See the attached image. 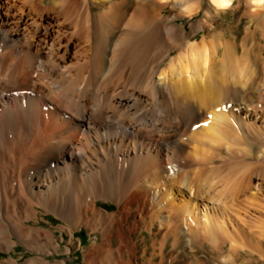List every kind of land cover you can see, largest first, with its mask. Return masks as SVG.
<instances>
[{"label": "bare ground", "instance_id": "1", "mask_svg": "<svg viewBox=\"0 0 264 264\" xmlns=\"http://www.w3.org/2000/svg\"><path fill=\"white\" fill-rule=\"evenodd\" d=\"M204 1L0 0V252L23 245L39 255L2 264H68L48 260L62 247L54 232L37 226L40 214L101 232L104 241L122 234L134 211L152 223L162 217L165 239L176 246L187 235L181 221L214 248L225 223L244 229L239 216L254 207L251 185L257 171L264 180V151L250 155L256 163L236 167L237 176L223 175L222 197L201 182L217 162L214 144L230 154L234 141L249 135L248 123L260 122L264 110L254 97L264 80L244 79L252 74L214 19L241 1L251 18H264V0H209L204 19L188 32L177 21ZM169 6L174 13L165 16ZM165 187L170 193H161ZM174 191L188 197L178 207ZM193 237L197 246L201 239ZM108 248L101 257L112 254Z\"/></svg>", "mask_w": 264, "mask_h": 264}, {"label": "rangeland", "instance_id": "2", "mask_svg": "<svg viewBox=\"0 0 264 264\" xmlns=\"http://www.w3.org/2000/svg\"><path fill=\"white\" fill-rule=\"evenodd\" d=\"M193 3L196 2L193 1ZM208 3L209 0H205L202 5H200V8L198 3L197 5L193 4L194 7L199 9H195L194 13L192 12L191 14H189L190 12L184 13V16L179 19L177 23L179 25L184 24L187 27V31L190 32L191 25L193 23L204 19L208 8ZM261 9L258 10V12L262 11ZM102 11L107 12V9H101L98 11V13H102ZM172 13L174 12H172L171 6H169L165 9L164 15L171 16ZM221 16L222 17L220 18L214 19V28L217 29L218 33L222 32L227 38L230 37L234 42H236L238 59L246 65V67L243 66L244 70H248V72L250 71L252 74L250 75L246 71L243 76L244 79L251 81V77H255L260 80H264V18L253 19L247 15L244 1H241L239 4L237 3V5L233 7L232 10H230L228 13L222 14ZM121 26V28H124L126 26V22L124 25L123 22H121ZM258 28H260V30H258ZM201 37V34H199L198 36L194 37L193 40L195 41V39H201ZM114 41L115 38L113 39V42ZM262 91L258 94H255L254 100L257 103L259 102V105L256 104V106L264 110V91ZM239 104L243 108H246L244 105L245 103ZM236 107V104H228V109L231 108V111L234 112L236 116H239V118L242 120H246L245 114L243 113L241 115L239 112H237ZM263 114L261 113L260 115V122L264 120L262 117ZM260 122L256 121L254 118L251 123H248L251 124L250 127H252L249 135H247L245 139L242 137L244 140L238 139L234 141L235 145L233 144L234 146L231 147V149L233 148V150H231L232 153H230L231 155L228 153L226 145L221 146L219 143H216L217 145L214 144L216 147H218V149H215V151L214 149H211V152L216 156L217 162L207 167L209 171L207 170V175L205 174L206 178L205 175L203 178V182H206L205 184L207 185L201 182V185L204 186L203 188L208 191L209 194L212 193L214 198L217 199L222 197V190L224 191L223 188H225L224 186L227 184L226 179L225 181L223 180L224 176H227V174L229 178L237 176V173L240 172V170L237 171L236 167L240 168L247 163H256V159H249L251 158L250 155L253 153L254 156H257L259 151H264V135H262L263 137L260 138L258 137V132H255L258 127H263V124ZM236 127L237 131L240 126L238 125ZM253 127H255V130ZM246 128L247 127H245V129ZM260 139L261 141H259ZM216 151H218V154ZM219 167H223L221 172L218 170L216 171V169ZM233 169H235V171ZM217 172H219V174H217ZM257 172L258 173L255 174L252 180L251 186H253V191L250 192V194L255 195V198L252 200V202H254V207L250 206L251 209H248L246 213L240 214L241 216H239V219L244 222L242 223L244 229L238 227L236 221L234 224L232 222L225 223L223 226L225 229L221 228V231L223 232L222 234L221 231L217 229L220 235L217 234L216 242L219 239V244L217 242L218 247H215L216 249L209 245V242L205 241L203 236L201 237V234L200 237H198V233L195 234V236L194 234L192 235L191 233H193L195 230L189 229V223H186L185 221H181L179 223V228L180 231L186 232L187 235L185 238H183L181 245L176 246L173 243V238L168 239L167 241L165 239L167 230H165L166 226L165 228L161 227L160 221L162 217H156L152 223L149 222V219L145 221L141 220L135 211L129 215L127 223L123 225V233L119 234L117 231H114L112 234L109 233L108 236L110 238L106 236V241H104L102 235L100 234L101 232L97 231L94 233L85 226L81 227L79 230H75V227L71 226L70 228L75 230V236L73 237L68 230L70 229L68 228L69 226H66L63 221L59 220L54 215L44 216L43 214H40V224L37 226L39 228L54 232L56 239L59 241L62 247L59 254L50 255L47 256V258L52 263L67 261L68 264H264V180L258 175L260 171ZM221 175L224 176L222 177ZM212 177H214V179ZM259 187L260 189H258ZM168 192L169 190L167 188L166 190L161 191L162 194H167ZM174 193L176 197V202L174 205L177 207L188 198L185 196V194H176V191H174ZM192 195L194 196V194ZM172 204L173 203L166 199L163 206L165 207L168 205V208L171 209L173 207ZM212 204V202L209 203V205ZM214 204L218 203L214 202ZM98 207L109 213L118 212V206L114 203L99 202ZM200 210L202 211L203 208L200 207ZM165 214L162 216L164 217ZM43 217H45V219ZM218 219L221 221L220 216H218ZM33 224L35 223L33 222ZM198 227L199 230L204 229L202 225ZM63 228L65 230H62ZM223 230H225L227 234ZM81 233L84 235H81ZM193 236L198 239V242L201 239L199 242L200 244L198 243L197 246H194L195 242H193L191 239ZM244 236L246 238H244ZM223 238L226 239L223 240ZM228 239L229 241H226ZM221 240H223V242H221ZM96 242L97 244H95ZM232 243L238 245L239 247L242 246V248H240L241 250L239 249L240 251L236 250L237 252H233L234 250L232 248ZM102 247L110 249L112 254L108 253L101 257L100 251ZM51 249L54 248L51 247ZM68 249H70V252H67ZM116 249L119 250V252L116 251ZM37 256L39 255H37L35 252L29 250L23 245H19L15 252H0V264H2L4 261H8L11 257H14L20 263H25L27 260Z\"/></svg>", "mask_w": 264, "mask_h": 264}, {"label": "trees", "instance_id": "3", "mask_svg": "<svg viewBox=\"0 0 264 264\" xmlns=\"http://www.w3.org/2000/svg\"><path fill=\"white\" fill-rule=\"evenodd\" d=\"M81 235H84V234L81 233Z\"/></svg>", "mask_w": 264, "mask_h": 264}]
</instances>
